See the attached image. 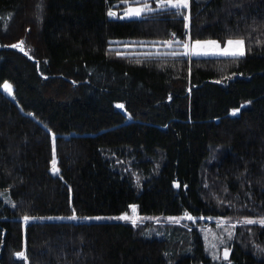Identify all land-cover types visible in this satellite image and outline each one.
<instances>
[{
	"label": "trees",
	"instance_id": "1",
	"mask_svg": "<svg viewBox=\"0 0 264 264\" xmlns=\"http://www.w3.org/2000/svg\"><path fill=\"white\" fill-rule=\"evenodd\" d=\"M121 1L0 0V264H223L197 229L41 219L73 209L264 217V0H190L189 21L110 16ZM207 38L246 53L174 52ZM229 260L264 264V226H238Z\"/></svg>",
	"mask_w": 264,
	"mask_h": 264
},
{
	"label": "rangeland",
	"instance_id": "2",
	"mask_svg": "<svg viewBox=\"0 0 264 264\" xmlns=\"http://www.w3.org/2000/svg\"><path fill=\"white\" fill-rule=\"evenodd\" d=\"M189 2H190V0H189ZM143 3L151 4L153 9L157 8L156 7V5H157L156 0H144V1H139V3H137L136 1H132V0H130V1L124 0V1L120 2L119 6L116 9H114L113 12H115L116 15H118L122 19L139 18V17L143 16L144 13H146L148 11L145 10L139 17H137V16H131L130 17V16L125 15V13L129 7H140L143 5ZM153 3H155V4H153ZM176 11H177L178 15H180V14L184 15L189 21V19H190L189 7L185 8V9L181 8V9L176 10ZM229 39L238 40V39H242V38H229ZM229 39L219 40L216 38H207V39H196V40L217 41L219 43L220 47L224 48V47H226L227 41ZM115 41H116L115 43H117V40H115ZM193 41H195V40H193ZM193 41L188 39L186 42H188L189 45L191 46ZM118 46L120 48H125L128 46L143 47L146 45L136 44V43H124V44H120ZM147 46H150V44H147ZM22 47L27 51V48L24 45H22ZM116 47H117V45H116ZM186 51H188V50L183 47V50L174 51V52L185 53ZM141 52L148 53V52H152V51H150V50H136V51H134V53H141ZM245 53H246V45H245V41H244V55H245ZM188 56L189 57L190 56L217 57V56H225V55L211 54L210 53L208 55H192V54H189ZM229 56H231V55H229ZM225 57H228V56H225ZM5 85H7V87H5ZM2 89H3L5 94H7L10 97H13V87L9 83L5 82L2 85ZM237 112L238 111H233L232 113L236 114ZM116 163H118V165H120V168L122 167L123 170L130 172L137 184H139L141 182L143 177L141 176V174L138 173V171L135 169V167L132 166L131 161L117 159ZM55 167H56V165H55ZM0 197H2L6 203H10V204L13 203L14 204V202L11 200V198L9 196V193L6 191L0 192ZM135 205H137V204H135ZM123 213H127L128 216L131 217V219L124 220V219H109L108 218V217H119ZM123 213H120V214H99V215H76L75 214L77 219H68V217H71L72 215H70V216H64V215L48 216V217H44L41 219H59V220H73V221H108V220H114V221H125V222H131V223H132V219H134L136 221V223L135 224L132 223L133 225H136V226L146 225V227H147L146 228V234L147 235H152V233H153V234H156L158 236H169V237L172 235L171 229H173V227L183 226L189 230L197 229V231L199 232V234L203 240L204 249H205L207 255H209L215 261H218L221 263L223 262V264H233L229 260V255H230V251H231V245H232L234 238L236 236L237 227L245 225L243 223H240V221H242L244 217H250V216H203V215H199V216H193V217H195V220H190V219H187L185 214H180V215L141 214L138 211V207L135 210H133L129 207L128 210L124 211ZM85 217H103L104 219H99V220H97V219H85ZM170 217H174L177 219L176 220L169 219ZM30 218H31L30 220L40 219L38 217H30ZM251 218H259V217H251ZM228 231H231L233 234L231 238L228 237ZM221 240H223V243H221ZM213 244L216 245L215 248L212 247ZM226 247L228 248L227 259L224 258V249ZM214 257H218V258H214ZM195 264H201V263H195Z\"/></svg>",
	"mask_w": 264,
	"mask_h": 264
},
{
	"label": "snow or ice",
	"instance_id": "3",
	"mask_svg": "<svg viewBox=\"0 0 264 264\" xmlns=\"http://www.w3.org/2000/svg\"><path fill=\"white\" fill-rule=\"evenodd\" d=\"M137 3H139V0H136ZM156 3L158 5V7L161 10H167L169 7L174 8L176 10H179L181 8H188L189 7V0H156ZM145 10L151 12V11H155L156 9H153L151 4L149 3H143L142 6L140 7H129L125 13V15L127 16H137L139 17ZM110 16L116 15L115 12H113L111 9L109 10L108 13ZM173 35H175L173 33ZM23 41H20L18 44H13L11 45V47L13 48H20L21 51H24V48L22 47L23 45ZM169 43L170 46V42H166ZM176 43H181L179 40L176 41ZM183 47L185 49H187L188 51H186L184 53V55H208V54H221V55H225V56H243L244 55V40L243 39H238V40H232L229 39L227 41V45L224 48H221L219 43L217 41H200V40H195L192 42L191 46L189 45L188 42H183ZM175 54V53H173ZM5 87H7V85H5ZM171 99V97H169ZM118 107L123 108V105H118ZM237 111V110H234ZM54 137V134H53ZM53 168L55 169V165L57 163V161L55 159H53L51 161ZM131 209L135 210L137 208V205L133 204L129 206ZM185 216L187 217V219L190 220H195V217L191 216L189 213H185ZM109 219H124V220H129L131 219V217L128 216L127 213H123L121 216L119 217H108ZM31 218L28 216L24 217V220L27 222L28 220H30ZM68 219H77L76 215H75V209H73V215L71 217H68ZM85 219H104L103 217H85ZM169 219H173L176 220L177 218L174 217H170ZM132 223L135 224L136 221L134 219H132ZM240 223L243 224H248V225H255V224H259L264 226V217H259V218H251V217H244L242 221H240ZM232 232L228 231V237L231 238L232 237ZM221 243H223V240H221ZM213 248L216 247V245H212ZM15 255L17 257L23 258L24 261H27V254H26V248L20 252L15 253ZM227 255H228V248L226 247L224 249V258L227 259ZM214 258H218V257H214Z\"/></svg>",
	"mask_w": 264,
	"mask_h": 264
},
{
	"label": "crops",
	"instance_id": "4",
	"mask_svg": "<svg viewBox=\"0 0 264 264\" xmlns=\"http://www.w3.org/2000/svg\"><path fill=\"white\" fill-rule=\"evenodd\" d=\"M114 16H116V15H114Z\"/></svg>",
	"mask_w": 264,
	"mask_h": 264
}]
</instances>
